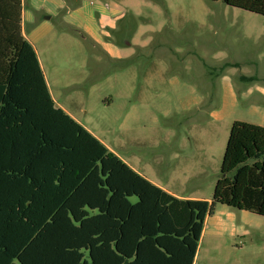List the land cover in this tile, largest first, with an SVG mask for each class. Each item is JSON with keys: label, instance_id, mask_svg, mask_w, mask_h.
Masks as SVG:
<instances>
[{"label": "trees", "instance_id": "16d2710c", "mask_svg": "<svg viewBox=\"0 0 264 264\" xmlns=\"http://www.w3.org/2000/svg\"><path fill=\"white\" fill-rule=\"evenodd\" d=\"M24 1L0 0V264H194L217 204L264 217V127L234 122L211 201L174 196L56 105Z\"/></svg>", "mask_w": 264, "mask_h": 264}, {"label": "rangeland", "instance_id": "374dc122", "mask_svg": "<svg viewBox=\"0 0 264 264\" xmlns=\"http://www.w3.org/2000/svg\"><path fill=\"white\" fill-rule=\"evenodd\" d=\"M97 1L123 4L111 35L123 56L56 24L82 43L40 50L55 99L153 184L211 201L234 122L264 127V16L214 0ZM230 210L248 235L198 264H264V217Z\"/></svg>", "mask_w": 264, "mask_h": 264}, {"label": "crops", "instance_id": "0c3cea01", "mask_svg": "<svg viewBox=\"0 0 264 264\" xmlns=\"http://www.w3.org/2000/svg\"><path fill=\"white\" fill-rule=\"evenodd\" d=\"M121 4V2H112V4H108L97 0H79L75 5H71L69 0H25L23 3V35L36 50L50 94L56 105L78 123L79 121L76 119L75 115L55 99L45 72L43 59H41L40 56L41 51L43 49L49 50L53 43L63 41L64 39L73 41L77 44L82 43L78 39L70 36L72 35L71 33L64 31H61L60 34L56 33V24L57 26L63 24L79 30L80 33L86 36L85 40L90 41V43L96 47H100L111 59H120L123 56V52L113 42L111 35L117 29L119 23L126 17L123 4ZM85 128L96 136L90 129L87 127ZM97 138L109 149V151L117 155V153L103 140L99 137ZM122 160L137 171L125 159ZM150 182L153 183V181ZM155 185L161 187L158 184ZM161 188L180 199L210 201L209 199L181 197L164 187ZM230 209L231 208H227V206L217 204L214 213L206 217L194 264H198L203 248L206 254L205 256L212 255L216 252L220 253L223 249L225 240H233L248 235V231L244 226L242 224H237L236 214Z\"/></svg>", "mask_w": 264, "mask_h": 264}]
</instances>
